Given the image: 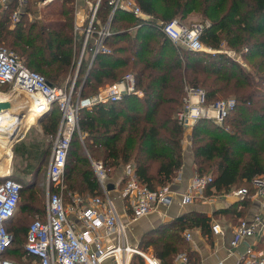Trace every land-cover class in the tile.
I'll return each instance as SVG.
<instances>
[{
	"label": "trees",
	"instance_id": "16d2710c",
	"mask_svg": "<svg viewBox=\"0 0 264 264\" xmlns=\"http://www.w3.org/2000/svg\"><path fill=\"white\" fill-rule=\"evenodd\" d=\"M136 2L151 19L115 11L111 28L117 32L106 40L112 51L97 54L88 71V59L81 61L73 98L81 84L80 95L95 93L99 86L120 79L128 71L134 73L136 87L141 88L143 96L125 94L119 100L79 111L80 134L74 131L71 136L64 194L71 191L83 198L103 196L93 167L82 151V143L92 158L101 160L110 170L131 162L138 179L152 190L171 183L183 163L184 127L178 122L176 112L183 106L185 85H190L204 90L205 105L229 96L235 101L221 124L205 116L192 124L191 154L196 174L212 175L204 197L224 193L233 186H245L249 195L255 188L254 179L264 173V0ZM16 4L13 0L7 7L0 5V44L17 47L25 65L41 73L51 84H59L74 67L73 0L48 3L40 21L31 20L27 11L21 13L11 25L10 15ZM109 12L108 0H101L97 15L105 21ZM192 12L210 21L203 27L202 42L213 48H219L223 42L236 51L246 48L241 54L246 59L253 58L252 70L247 71L223 52L175 45L156 22L157 19L182 20ZM139 20L140 25L133 31L126 30ZM121 29L124 31H118ZM75 50L77 53L78 46ZM59 118L60 111L53 103L52 110L41 121L43 133L53 137ZM18 143L13 144V158L28 160L35 153L41 156L43 146L29 147L24 141L18 146ZM7 177L21 184L19 213L41 218L44 202L39 190L16 175ZM234 209L237 210L236 204ZM210 220L205 212H184L172 222L149 228L139 245L152 247L160 264H172L175 254L183 250L189 262H193L195 252L181 232L192 226L206 232ZM23 221L22 215L15 214L6 224L12 241L2 255L29 264L33 256L25 255L28 225ZM140 259L138 264H143Z\"/></svg>",
	"mask_w": 264,
	"mask_h": 264
},
{
	"label": "built area",
	"instance_id": "2783aa9c",
	"mask_svg": "<svg viewBox=\"0 0 264 264\" xmlns=\"http://www.w3.org/2000/svg\"><path fill=\"white\" fill-rule=\"evenodd\" d=\"M5 6L11 0H1ZM21 0L12 11L10 19L15 23L19 19ZM55 0H40L47 4ZM101 0H87L86 8L80 6L79 0H73V31L78 37L80 52L77 68L86 52H91L90 67L93 58L100 53H110L107 38L116 33L111 28L115 11L123 10L139 19H151L145 14L136 0H108L110 12L105 21L97 15ZM181 19L173 18L160 21L163 33L176 45L193 50L203 48L200 35L205 23L185 24ZM139 22L128 28L133 31ZM208 25V23L206 24ZM119 31V30H118ZM75 71V76L77 74ZM9 84L11 88H23L28 92L41 95L42 109L50 108L56 103L60 111L59 123L52 137V145L44 185V217L33 219L26 230L24 242L25 255H32L29 264H129L134 254L139 255L145 264H160L159 259L150 251L141 249L129 241V227L140 217L167 209L176 199L181 206L192 202L196 197L202 199L204 191L212 180L211 174H195L183 191H177L171 183L156 190L142 183L133 164H127L123 174V185L119 191L125 205L122 209L115 205L108 193V169L101 160L92 161L96 178L103 196L96 195L83 198L77 193L68 192V201L63 199L64 174L68 148L72 133L79 131V111L108 101L119 100L125 94L142 96L136 87L134 73L126 72L123 76L99 88L97 93L80 97L79 91L73 99V84H51L36 70L26 66L19 55L5 46H0V85ZM183 106L176 112V118L182 127H190L199 117L205 116L221 124L228 111L234 106L233 98L218 99L205 105L206 95L202 88L185 85ZM255 191L264 198V173L254 179ZM21 184L5 177L0 181V264H23L2 254L11 244L12 235L6 223L17 210L20 199ZM233 195L242 197L248 193L245 186L230 190ZM262 217L254 214L250 218H241L234 227L231 246L237 245L245 237L264 229ZM214 233H222L219 223L211 225ZM187 239L190 233L185 232ZM172 264H190L186 252H177ZM221 264V263H218ZM238 264H264V250L247 247Z\"/></svg>",
	"mask_w": 264,
	"mask_h": 264
},
{
	"label": "crops",
	"instance_id": "0c3cea01",
	"mask_svg": "<svg viewBox=\"0 0 264 264\" xmlns=\"http://www.w3.org/2000/svg\"><path fill=\"white\" fill-rule=\"evenodd\" d=\"M15 1L17 3L16 6H18L21 0H15ZM79 1H80L81 7L86 8L88 6L86 2L87 0H79ZM89 1H92V0H89ZM27 3H30L31 6H26ZM47 4H41L40 0H24L23 5L22 6L20 5L19 17L21 13H24L27 11L26 13L28 14L31 20L40 21L42 20V16H43V13H42L43 9ZM0 5L3 7H7L4 5V3L1 0H0ZM73 14H74V10H73ZM13 24L14 23L11 21V25ZM126 30H128V28ZM119 31H124V29H121ZM73 35H74L73 36L74 48H76L77 47L76 45H78V49H79L77 54L75 50L73 54V61L76 62V59H77V62H78L80 45L77 44L78 41H77V38L75 37L76 35L74 34V31H73ZM77 56L78 58H75ZM91 56H92L91 52H86L83 56V59L85 58L88 59V65H89V62L91 61ZM79 67H80V64L78 68L76 66L75 69H79ZM89 68L90 67L87 68V71ZM58 85H61V84H58ZM0 86H8L9 88L8 91H12L15 89V88H11L9 84H4ZM139 89L141 90V88ZM142 96H139V97H142ZM52 108H53V105L49 108V111L47 112L46 115L50 113ZM43 110L44 109H41L40 112ZM39 113L33 114V116L31 117H34L35 119H37ZM36 124L39 126L42 132V135H44L42 127H41V122L38 123L36 120ZM191 128H192V125L184 129L183 138H182L183 163L177 174L180 176V178L175 182L174 185H172L173 189L180 191V192L187 188L192 177L196 174L195 164L193 162V157L191 154ZM22 129H23L22 126L18 127L17 132L14 135L15 143L20 142L21 138H23V135L25 134V132ZM14 141L12 143V148H13ZM37 145H39V147L41 148L43 144L42 142L41 143L39 142L37 143ZM50 150L48 154V159L50 156ZM12 153H13V150L11 149V154ZM43 153L44 151L41 152L42 157L40 155H36V153L33 156L29 157L28 169H26L24 173L30 172L31 171L30 169L33 168L32 164L35 165V163L38 162V159L41 162V160L43 159V155H44ZM127 164H132V163L129 162ZM127 164H125V166H122V167L112 168L111 170L108 169L109 170V173H108L109 184L108 185H112L111 188L108 187V193L113 199L115 205L119 208V210H121L122 206L125 205V200L122 199L119 191L121 190L122 185H123V181H124L123 174L126 170ZM1 178L3 179V177ZM234 188L236 187L233 186L224 193L220 192L218 194H211L207 196L208 198L206 199H202L201 197H196L192 202L184 206H181L176 199L167 209L163 208L162 211L160 209L157 212H153L149 215L140 217L137 220L133 221V223L130 224L129 233H130V228L133 226L132 229H134V226L136 224L140 228H142V230L143 229L147 230L149 228H155L162 222H172L176 217H178L180 214L184 212H188V211L205 212L207 215L211 217L210 227L206 232H203L201 228L198 226L187 227L183 229L181 232L184 239L188 242V245L191 248V250L195 252L194 261L193 262L191 261L190 264H218V263L238 264L240 259L245 254L247 247L250 246L256 250H264V229H262L261 231L257 230L254 235L245 237L242 241L237 243V245L231 246V240L234 237V233H233L234 227L236 226L239 219L241 218L248 219L252 217L254 214H259L263 220L262 224H264V198L261 195H258L256 193L255 188L251 191L249 195L239 197V196L233 195L230 192V190ZM73 193H77V192H73ZM199 199H202V200H199ZM234 204H236L237 210L234 209ZM17 212H18V207H17L15 214ZM43 217H44V211H43V216L41 218ZM10 220L11 219H9L6 224H8ZM214 222L219 223V225L221 226L223 230L222 233H214L212 231L211 225ZM185 232L190 233L189 239H187L184 236ZM136 246H138V244ZM139 248L150 251V246L146 248H142V247H139Z\"/></svg>",
	"mask_w": 264,
	"mask_h": 264
},
{
	"label": "rangeland",
	"instance_id": "374dc122",
	"mask_svg": "<svg viewBox=\"0 0 264 264\" xmlns=\"http://www.w3.org/2000/svg\"><path fill=\"white\" fill-rule=\"evenodd\" d=\"M1 9H2V7H1ZM160 21H162V20H159V19L156 20L157 23H159ZM180 21H182L185 24L205 23V25L210 22L207 18H202L197 12H192V13L188 14L186 16V18H184V19H182ZM76 38H77V41H78V37H76ZM77 44H79V41L77 42ZM0 45H2V46L4 45L7 48H9L10 50L16 52L19 55V57H21L23 62H25L24 61V56L21 55L19 50H17L18 49L17 47H13V46H10V45L4 44V43H2ZM202 45H203V48L201 50L208 51V52H220V53L223 52V53L227 54L228 56L234 58L236 61H238V63L241 64L242 67L247 69V71H251L252 70L251 63L253 61V58L246 59L241 54L242 52L246 51V48L245 49H239L238 51H236V50L228 47L225 44V42L221 43L219 48H213L211 46L206 45L204 42H202ZM76 46H78V45H76ZM74 52H75V48H74V45H73V54H74ZM76 58H78V56ZM77 64H78V62H77V59H76V62L74 61V67H73L71 73H68L67 75H65L64 79L59 84L70 86L71 85L70 83H72V81H74L73 90H74V88H76L77 85L75 86V84L78 83V81H79V77L75 78V75H74L75 74V70H76L75 68H76ZM102 86H104V85H102ZM99 87L97 89V92L99 91ZM8 89H9L8 86H0V91L8 92ZM77 91H79V90H77ZM97 92H95V93H97ZM91 94H94V92H91ZM91 94L88 93V94L80 95V92H79L80 97H86V96H89ZM72 95H73V93H72ZM74 96L77 97V93ZM76 97H74V98L76 99ZM24 98H26V97L25 96L21 97L20 100H22ZM227 98H233V96H229ZM8 103L12 104L14 102H13V100H9ZM36 120L37 119H35L34 117H29V116L25 118L24 124L22 125V128H23L22 130L25 132V134L23 135V138H21V141H24V143H26V145L27 144L29 145V147L37 145V143H39V142L40 143L42 142V144H43L42 145L43 146L42 150L44 151L43 159L41 160V162L38 159V162L35 163V165L32 164L33 168L30 169L31 171L27 172V173H24L26 171L28 165H29V160H24V159H22L20 157L12 158L13 157V153H12V154H10V157H9V161H10V163H9V172H8V174H6V176L16 175V176L20 177L21 179H24V180L32 182L34 184V189L39 190L42 198L44 197V199L42 200L44 202L45 201L44 185H45V177H46V168H47V165H48V154H49V150L51 148L52 137L50 135H46V134L42 135V132H41L39 126L36 124ZM81 137H83V136H81ZM20 142L18 143V146H21ZM82 144H83L82 147H81L82 151L88 157V159H89V161H90V163L92 165V161L97 160V159L92 158L90 150L87 148L85 143H82ZM182 151H183V147H182ZM107 173H109V170L107 171ZM0 177H4V176L1 175ZM63 183H64V180H63ZM239 187H242V186H237L236 188H239ZM80 194L86 195L87 193H80ZM62 196H63V199L65 201H68V199H67L68 195L64 194V190H63V195ZM17 214L18 215H22V218H24L23 222L25 223V226H27L28 223H30L34 218H36V215H34V214L19 213V211L16 213V215ZM132 227L130 228L129 241L133 245H137L138 244L137 247H142L143 244L140 246L139 245V241H140L141 237L145 234V232L148 231V229L147 230H145V229L142 230V228H140L137 224L134 226V229H132ZM150 251L152 253H154L152 247H150ZM183 251H185V250H183ZM140 258H142V257H140L139 255L134 254L132 256L129 264H138V261L141 260ZM142 261H143V264H145V261H144L143 258H142Z\"/></svg>",
	"mask_w": 264,
	"mask_h": 264
},
{
	"label": "bare ground",
	"instance_id": "6f19581e",
	"mask_svg": "<svg viewBox=\"0 0 264 264\" xmlns=\"http://www.w3.org/2000/svg\"><path fill=\"white\" fill-rule=\"evenodd\" d=\"M24 96L26 98L20 100ZM40 97L41 95H37L35 92H28L23 88H15L8 92L0 91V102L2 103L0 110L1 175L9 172V157L18 127L24 124L26 117H31L42 109V104L39 101ZM9 100H13L14 103H8Z\"/></svg>",
	"mask_w": 264,
	"mask_h": 264
},
{
	"label": "water",
	"instance_id": "95a60500",
	"mask_svg": "<svg viewBox=\"0 0 264 264\" xmlns=\"http://www.w3.org/2000/svg\"><path fill=\"white\" fill-rule=\"evenodd\" d=\"M81 88V87H80ZM80 90V89H79ZM2 108V103L0 102V110ZM49 111V107L48 108H45L43 111H41L38 115V118H37V122L40 123L42 121V119L44 118V116L47 114V112ZM1 176V174H0ZM2 176H6V174L2 175ZM3 177V178H4ZM112 185H108L109 188H111Z\"/></svg>",
	"mask_w": 264,
	"mask_h": 264
}]
</instances>
